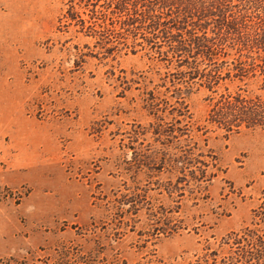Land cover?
Instances as JSON below:
<instances>
[{"label": "rangeland", "instance_id": "1", "mask_svg": "<svg viewBox=\"0 0 264 264\" xmlns=\"http://www.w3.org/2000/svg\"><path fill=\"white\" fill-rule=\"evenodd\" d=\"M236 92L264 100V0H0V264L237 250L264 127L208 120Z\"/></svg>", "mask_w": 264, "mask_h": 264}, {"label": "trees", "instance_id": "2", "mask_svg": "<svg viewBox=\"0 0 264 264\" xmlns=\"http://www.w3.org/2000/svg\"><path fill=\"white\" fill-rule=\"evenodd\" d=\"M176 7L180 6L178 4H173ZM196 35L193 38V42H196L199 52L197 54H204L213 56V51L216 47L218 51H223V42L216 43L214 38H208L206 35L203 38ZM204 42L208 41L209 46L207 50L201 47L203 44L199 42L200 40ZM196 77V73L194 74ZM237 94H224L222 99H219L213 104L210 112L208 114V120L210 122L218 123L227 130H235L240 127H264V100H255L249 98L246 95L243 96L242 92H236ZM257 99V98H256ZM255 222H253L254 227H245L241 232H233V239L229 235L226 243L237 245L238 249L220 256V261L218 263L219 251H215L214 262L216 264H264V198L258 208L254 210ZM257 218V221H256ZM233 240V241H231ZM251 245V247H248ZM257 245L259 248H254ZM102 264V263H101ZM112 264H118V262H113ZM122 264H127L123 261Z\"/></svg>", "mask_w": 264, "mask_h": 264}]
</instances>
